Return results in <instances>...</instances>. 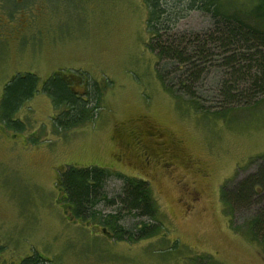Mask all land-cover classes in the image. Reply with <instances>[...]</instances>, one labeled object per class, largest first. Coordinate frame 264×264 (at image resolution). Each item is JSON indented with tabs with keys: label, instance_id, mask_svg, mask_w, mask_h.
Segmentation results:
<instances>
[{
	"label": "rangeland",
	"instance_id": "1",
	"mask_svg": "<svg viewBox=\"0 0 264 264\" xmlns=\"http://www.w3.org/2000/svg\"><path fill=\"white\" fill-rule=\"evenodd\" d=\"M222 2L250 18L254 0ZM0 14L18 17L10 27L0 24V98L13 75L39 77L38 91L15 114L23 129L0 122L2 264L34 253L49 264H264L263 248L244 233L251 212L240 209L231 222L221 200V190L254 171L264 154V95L225 119L200 116L187 98L173 96L158 72L175 85L178 74L169 62L158 65L148 47L144 0H0ZM213 26L209 14L192 9L178 16L171 32L204 33ZM7 28L23 34L13 39ZM221 58L214 55L198 88L211 110L216 88L229 80ZM53 73L79 95L85 78L98 85L100 107L91 121L57 132V110L41 90ZM64 166L147 180L159 217L120 212L118 223L127 229L141 221L160 225L157 234L114 240L100 223V215L115 209L106 203L95 207V218L75 217L57 184ZM121 185L111 174L107 196Z\"/></svg>",
	"mask_w": 264,
	"mask_h": 264
},
{
	"label": "trees",
	"instance_id": "2",
	"mask_svg": "<svg viewBox=\"0 0 264 264\" xmlns=\"http://www.w3.org/2000/svg\"><path fill=\"white\" fill-rule=\"evenodd\" d=\"M144 2L150 34L148 47L157 55L158 65L162 61L169 62L171 72L178 74L175 85L166 80L165 71V74L158 72L163 86L173 96L187 98L189 106L200 116L225 119L236 109L254 105L256 97L264 95V0H254L246 14L248 19L239 12L229 11L222 0H185L181 4L174 3V7L168 6L167 0ZM192 9L209 14L213 28L204 33H172L178 16L183 17ZM215 54L222 57L219 67L225 69L229 80L216 88L218 100L211 110V106L202 103L198 88ZM84 83L86 91L83 95L74 92L65 77L54 73L42 83V92L57 110L53 116L57 132L85 124L96 116L100 107V88L89 78H85ZM38 86L39 77L31 72L17 73L4 85L0 98V122L4 126L23 129V122L16 119L15 114L38 91ZM259 158L254 171L221 190V200L231 222L236 211L251 212L243 222L244 233L264 251V154ZM111 174L122 183L121 190L113 197L107 196L104 189ZM57 184L69 210L81 220L95 218L98 214L95 207L100 203L115 206L113 213L100 215V223L109 227L114 240L147 238L156 235L160 229V225H149L144 221L133 229L118 223L120 215L123 216L120 212L146 217L150 221L159 217L161 210L152 197L147 180L111 173L97 166H64L58 173ZM232 228L237 230L236 225L232 224ZM2 249L0 245V253ZM17 264H49V259L34 253Z\"/></svg>",
	"mask_w": 264,
	"mask_h": 264
},
{
	"label": "flooded vegetation",
	"instance_id": "3",
	"mask_svg": "<svg viewBox=\"0 0 264 264\" xmlns=\"http://www.w3.org/2000/svg\"><path fill=\"white\" fill-rule=\"evenodd\" d=\"M17 19H18V17H13L12 19H8L7 17H5V16H2L1 14H0V24H2V25H5V26H9L10 27V22L12 21V22H14V21H17ZM7 31H8V33H10V35L12 36V38L13 39H18L19 37H21L22 36V34L20 35V33H21V30L20 29H16V31L14 30V28L12 29V28H7ZM145 155V157L146 158H148V156L146 155V154H144ZM163 161L165 162V159H163ZM162 164H163V166L165 167V164H166V166H168V164L167 163H163L162 162Z\"/></svg>",
	"mask_w": 264,
	"mask_h": 264
}]
</instances>
